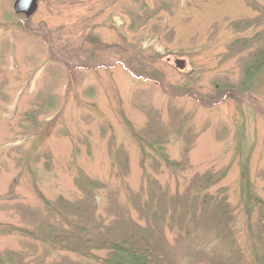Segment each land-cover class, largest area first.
Returning a JSON list of instances; mask_svg holds the SVG:
<instances>
[{"label":"rangeland","instance_id":"374dc122","mask_svg":"<svg viewBox=\"0 0 264 264\" xmlns=\"http://www.w3.org/2000/svg\"><path fill=\"white\" fill-rule=\"evenodd\" d=\"M14 1L0 0V264H101L69 249L68 219L79 217L65 204L90 210L80 217L83 250L99 257L108 250L87 239L152 227L169 264H216L227 255L221 239L190 222L204 210L191 206L199 194L227 199L236 241L254 264L264 94L238 85L264 33V0H39L29 18ZM211 173L197 192L194 178ZM87 179L103 185L90 197ZM171 199L176 215L189 204L181 233Z\"/></svg>","mask_w":264,"mask_h":264},{"label":"trees","instance_id":"16d2710c","mask_svg":"<svg viewBox=\"0 0 264 264\" xmlns=\"http://www.w3.org/2000/svg\"><path fill=\"white\" fill-rule=\"evenodd\" d=\"M248 26L253 27L254 25L259 26L258 23H253V21H248ZM243 25H236L235 28L239 29ZM245 28V27H243ZM260 33L257 35V38H259ZM260 45L259 47L254 51L253 55H251V59L246 64L243 72V77L238 85V88L243 92H253V93H262L264 94V33L262 38L259 40ZM241 42V41H240ZM236 44H239L236 42ZM236 46V45H234ZM248 46V43H240V49H245ZM158 132V135L160 136V131H156L155 129L151 130L149 132L150 134H156ZM158 136L157 143L160 144L161 138ZM161 150L163 149L160 145ZM162 155L165 158V162L169 166H173L177 168L176 163L174 161H171L168 159L167 155L162 151ZM226 171H223L219 174V177L223 176ZM248 178V172L246 165L242 168V190L244 192L246 187L245 179ZM88 182L89 186L87 187V194L88 196L93 195V189L94 188H100L101 182L95 179H89ZM214 180V175L207 174L204 176L197 175L194 178L195 184H197L198 191L202 192L206 187L211 183V181ZM84 182V181H82ZM81 186L85 188V183H81ZM162 195V194H161ZM200 195V194H199ZM195 196L193 198V204L191 205L194 209H196L197 205L199 204V201L201 202V207H204L203 213L197 218V215L194 213V218L192 217L190 219V222H193L195 225V228L198 227L201 223L204 225L205 230H208L209 233L215 235L217 238H220V244L222 243L225 246V250L227 251V255H216L214 260V263L216 264H250L248 261H246L245 254L240 247V245L236 241L235 232L233 231L232 227L230 226V205L229 202L225 197H223L221 200H216V202L211 203V199L205 194L204 197ZM152 197V196H151ZM164 198V200L168 201V195L162 196L160 201ZM167 198V199H166ZM179 199V198H178ZM173 213H172V220L176 221L179 218L180 221V233L183 229L187 228L184 227L183 221L186 216L189 214V204L187 201H183V203H186L183 208L182 212L179 215H176L177 207L176 204L173 203ZM180 200V199H179ZM255 200L257 201V205L260 209V224H259V237H260V253L255 257L254 264H264V199H261L260 197H256ZM153 201V199H152ZM157 202V206L159 207L157 211H155V218L157 221H155L156 227L162 228L161 220H164L163 217H166V214L168 213V202ZM50 201L47 200V204L50 205ZM64 203V202H63ZM77 205V204H76ZM65 207L68 209L70 208L73 210L72 216L79 217L77 220H71L68 219L71 227V233H65L64 238L67 239V242H69V249L72 251L80 252L81 254L89 257V258H95L97 261H99L101 264H169V251L165 246V240L164 242L158 241L156 238L152 236L153 228L150 227V230H139L136 231V229L132 232L127 231L124 233V235L114 240H93V239H87L90 242H93L95 244L94 248L97 249H106L109 252L108 257H99L93 253H89V251L83 250V247L85 245L84 240L82 239L81 233L86 231V227H84L81 222L82 220L80 217L90 215V210L87 212L82 210L81 205L74 206L72 204H65ZM151 205H147V208H149L148 212L150 210ZM69 209V210H70ZM153 209V208H152ZM186 209V210H184ZM161 210V211H159ZM147 212V213H148ZM158 212H161V217H158ZM174 214V215H173ZM67 220V219H66ZM51 228V230L47 234L53 233V231L56 230V228ZM190 229V224L188 226V231ZM49 238V237H48ZM56 238H59V235L56 236ZM72 238H75L71 240ZM72 243V244H71ZM1 261H3V258L0 257Z\"/></svg>","mask_w":264,"mask_h":264},{"label":"water","instance_id":"95a60500","mask_svg":"<svg viewBox=\"0 0 264 264\" xmlns=\"http://www.w3.org/2000/svg\"><path fill=\"white\" fill-rule=\"evenodd\" d=\"M39 7V0H15L13 10L16 14H23L26 18L31 17ZM179 69H184L186 62L184 59H177L175 61Z\"/></svg>","mask_w":264,"mask_h":264}]
</instances>
